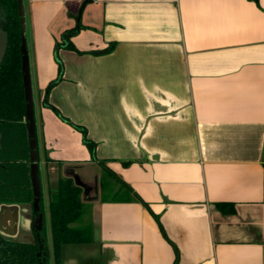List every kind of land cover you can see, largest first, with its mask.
<instances>
[{
	"label": "crops",
	"instance_id": "1",
	"mask_svg": "<svg viewBox=\"0 0 264 264\" xmlns=\"http://www.w3.org/2000/svg\"><path fill=\"white\" fill-rule=\"evenodd\" d=\"M23 7L47 239L59 180L83 184L72 226L88 241L63 245L60 264H264V0ZM72 28L49 102L94 157L44 101ZM117 192L130 199L103 200ZM0 231L33 240L32 206L0 202Z\"/></svg>",
	"mask_w": 264,
	"mask_h": 264
},
{
	"label": "trees",
	"instance_id": "2",
	"mask_svg": "<svg viewBox=\"0 0 264 264\" xmlns=\"http://www.w3.org/2000/svg\"><path fill=\"white\" fill-rule=\"evenodd\" d=\"M258 3V0H254ZM0 15L4 17L2 25L8 33V49L0 65V202L33 204L34 192L31 180L30 136L26 120V98L22 71V24L19 0H0ZM78 32L72 28L62 34L61 41L57 42L55 58L58 63V76L45 90V105L50 107L67 123L81 131L84 143L95 155L96 144L88 137L87 129L72 122L62 115L57 107L49 102L51 89L62 79L64 65L59 57L58 50L64 47L77 50L71 37ZM106 173L112 175L105 167ZM83 188L70 177L61 178L58 187L50 196V220L55 264L61 263V248L65 244L83 243L88 241V230L73 227L72 224L83 216L84 203L82 200ZM139 201L145 203L137 195ZM130 197L125 193L117 192L112 199L103 195L104 201H126ZM41 212L44 213L41 201ZM230 212V209L227 210ZM159 222V216L154 214ZM44 239V250H47L46 227L41 230ZM40 251L38 242L29 243L15 241L4 237L0 233V264H40L37 253ZM48 260V259H47ZM44 264H48V261Z\"/></svg>",
	"mask_w": 264,
	"mask_h": 264
},
{
	"label": "water",
	"instance_id": "3",
	"mask_svg": "<svg viewBox=\"0 0 264 264\" xmlns=\"http://www.w3.org/2000/svg\"><path fill=\"white\" fill-rule=\"evenodd\" d=\"M90 1V0H87ZM20 13L22 15L21 24H22V45H21V53H22V71H23V81L25 86V98H26V120L28 122V133L30 136V159H31V180L32 187L34 192V201L33 208L34 211L38 213V217L35 222V226L37 229L41 228L43 221V213L40 212V201H41V179L39 175V155L37 151V140H36V129H35V110H34V93H33V85H32V77H31V64H30V56L29 49L27 43L26 36V19L23 7V0H19ZM4 17L0 15V65L2 64L6 52L8 49V33L4 30L2 21ZM77 182L80 185V180L77 178ZM45 261V259H44ZM43 264V262H41Z\"/></svg>",
	"mask_w": 264,
	"mask_h": 264
},
{
	"label": "flooded vegetation",
	"instance_id": "4",
	"mask_svg": "<svg viewBox=\"0 0 264 264\" xmlns=\"http://www.w3.org/2000/svg\"><path fill=\"white\" fill-rule=\"evenodd\" d=\"M2 203H4V202H2ZM40 203H41V201H40ZM29 204V203H28ZM31 206H32V209H33V226H34V229H35V238L33 239V240H17V239H13V238H10V237H7L5 234H3V232H1L0 231V233L4 236V237H6V238H8V239H11V240H15V241H22V242H29V243H35V242H38L39 243V245H40V251L37 253V256L40 258V264H41V262H43V264H44V262L46 263L48 260L47 259H49V251H48V239H47V232H46V239H47V241H46V243H47V250H44L43 248H44V243H43V241H44V239H43V237H42V234H41V230L44 228V226H45V223H44V213L43 212H41V205H40V212L41 213H43V221H42V225H41V228L40 229H37L36 228V226H35V222H36V219H37V217H38V213L37 212H35L34 211V208H33V204H30ZM46 227V226H45ZM44 259H45V261H44ZM48 264H49V261H48Z\"/></svg>",
	"mask_w": 264,
	"mask_h": 264
},
{
	"label": "rangeland",
	"instance_id": "5",
	"mask_svg": "<svg viewBox=\"0 0 264 264\" xmlns=\"http://www.w3.org/2000/svg\"><path fill=\"white\" fill-rule=\"evenodd\" d=\"M48 202V199H47V190L45 191V203H47ZM48 204V203H47ZM47 212H49V211H47ZM49 214V213H48ZM50 219V218H49ZM48 222H49V224L47 225V228H48V230L49 229H51L50 228V220H48ZM49 232H50V230H49ZM48 232V233H49ZM48 253H49V259H48V261H49V264H53V258H54V254H53V243H52V241H51V238H50V233H49V239H48Z\"/></svg>",
	"mask_w": 264,
	"mask_h": 264
}]
</instances>
